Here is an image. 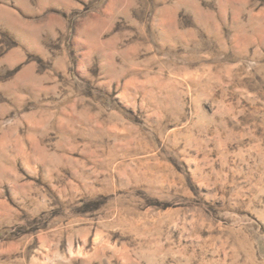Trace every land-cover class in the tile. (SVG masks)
Segmentation results:
<instances>
[{
    "label": "rangeland",
    "instance_id": "1",
    "mask_svg": "<svg viewBox=\"0 0 264 264\" xmlns=\"http://www.w3.org/2000/svg\"><path fill=\"white\" fill-rule=\"evenodd\" d=\"M61 3L0 0V264H264V0Z\"/></svg>",
    "mask_w": 264,
    "mask_h": 264
},
{
    "label": "clouds",
    "instance_id": "2",
    "mask_svg": "<svg viewBox=\"0 0 264 264\" xmlns=\"http://www.w3.org/2000/svg\"><path fill=\"white\" fill-rule=\"evenodd\" d=\"M49 3L55 7H63L61 0H49ZM77 7L79 6L77 5ZM66 10L69 11V13L71 12V9H66Z\"/></svg>",
    "mask_w": 264,
    "mask_h": 264
}]
</instances>
